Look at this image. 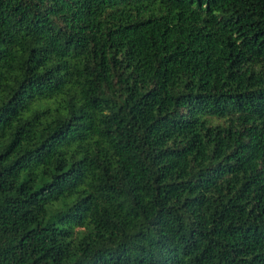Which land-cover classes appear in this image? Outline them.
Returning a JSON list of instances; mask_svg holds the SVG:
<instances>
[{"label":"trees","instance_id":"1","mask_svg":"<svg viewBox=\"0 0 264 264\" xmlns=\"http://www.w3.org/2000/svg\"><path fill=\"white\" fill-rule=\"evenodd\" d=\"M0 264H264V0H0Z\"/></svg>","mask_w":264,"mask_h":264}]
</instances>
